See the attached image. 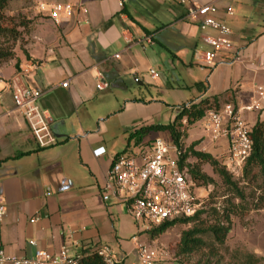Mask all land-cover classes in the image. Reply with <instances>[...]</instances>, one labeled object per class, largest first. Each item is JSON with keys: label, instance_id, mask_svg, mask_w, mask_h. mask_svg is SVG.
Listing matches in <instances>:
<instances>
[{"label": "crops", "instance_id": "0c3cea01", "mask_svg": "<svg viewBox=\"0 0 264 264\" xmlns=\"http://www.w3.org/2000/svg\"><path fill=\"white\" fill-rule=\"evenodd\" d=\"M38 1L70 3L87 12L76 10L59 24L42 16L53 25L50 37L28 59L21 56L0 67V195L6 208L0 219V246L8 256L29 257L36 248L56 254L64 247L76 255L82 245H106L117 264H138L137 256L134 260L129 254L142 244L137 237H132L129 253H120L109 242L112 233L117 234L116 219L128 214L125 204L102 200L112 160L122 153L113 140L126 139L128 148L131 128L156 125L149 122L155 102L135 94L132 87L140 84L152 62H159L158 44L170 51L174 69V61L184 70L199 67V80L180 86L192 91L181 105L223 93L229 99L233 90L245 123L262 121L264 101L260 110L246 108L258 98L259 88L264 91V25L259 32L250 24L235 27L240 18H229L226 8L237 3L248 17L254 14L258 23L264 22V0H189L214 5L213 17L231 30L234 51L218 54L210 67L198 58L207 49L203 33L186 19V6L176 0H124L122 6L116 0ZM162 31H167L163 37ZM156 73L155 79L150 74L149 78L158 83ZM99 77L106 84L104 90L96 88ZM199 82L203 86L197 89L194 84ZM17 85L41 93L38 104L52 119L53 144L40 147L35 141L12 102ZM103 109L109 111L101 113ZM111 117H121L114 133L108 130ZM153 133L144 137V143ZM209 138L202 150L223 159L227 140ZM98 148L104 153L96 157L93 151ZM134 148L128 150L137 154L148 149L135 143ZM32 241L35 246L29 244Z\"/></svg>", "mask_w": 264, "mask_h": 264}, {"label": "built area", "instance_id": "2783aa9c", "mask_svg": "<svg viewBox=\"0 0 264 264\" xmlns=\"http://www.w3.org/2000/svg\"><path fill=\"white\" fill-rule=\"evenodd\" d=\"M116 1L122 6L124 0ZM176 1L186 6V19L196 24L203 33L201 41L207 49L198 53V58L204 66H212L218 54L234 51L229 26L213 17L217 11L214 5H198L189 0ZM36 8L42 16L55 24L71 18L76 10L82 14L87 12L84 7L59 2L38 1ZM226 13L231 16L230 7L226 8ZM209 31L211 34L207 33ZM145 41L150 42L149 38H145ZM234 60H237V57ZM234 60L232 59V62ZM149 74L151 79L157 77L153 69L149 70ZM99 79L96 88L104 90L106 84L102 77ZM62 86L66 87L67 82ZM40 95L38 90L17 85L12 90L11 98L37 144L47 147L54 143L49 128L52 119L39 107ZM257 96L247 110L262 109L264 91L261 88L257 90ZM262 121L264 122V119ZM202 122L204 130L212 140H227L228 146L223 158L227 170L233 174L240 172L251 150L249 126L243 120L240 110L226 103L220 110H207ZM140 146L148 149L137 154L127 149L114 156L107 173V183L103 187L102 200L107 202L113 199L125 204L128 215L135 223L142 222L144 230L149 226L156 227L167 221L193 216L201 209L203 202L202 198L194 194V185L187 171L178 167L180 151L161 137L154 138L149 145ZM103 153V148L93 151L96 157ZM5 212L4 198L0 195V219ZM35 220L33 218L30 222ZM29 244L35 246L33 241ZM136 251L138 264H154L162 254L161 251L150 249L143 244H138ZM96 252L105 264H117L115 254L109 246H99ZM77 259L76 255L70 254L64 247L56 254L36 248L32 256L15 257L8 256L0 246V264H76Z\"/></svg>", "mask_w": 264, "mask_h": 264}, {"label": "rangeland", "instance_id": "374dc122", "mask_svg": "<svg viewBox=\"0 0 264 264\" xmlns=\"http://www.w3.org/2000/svg\"><path fill=\"white\" fill-rule=\"evenodd\" d=\"M37 3L38 0H13L3 13V27L18 33V39L15 42L10 40L9 34L7 37L0 38V44L4 48L12 50L14 54L12 60L25 55L29 56V53L44 44L46 39L50 37L53 25L37 11ZM237 5L235 3L229 6L231 8V17L229 18L235 16V18H240L235 27L250 24L255 26L257 32L263 29L261 27L264 22L258 23L257 17H253L254 14L248 17L249 13L244 12V8ZM245 16L244 20L241 19ZM166 32L162 31L161 36L163 37ZM173 43L175 44L176 41L174 40ZM156 48L159 62H152L150 64L152 68L149 65L146 70L153 69L155 72L160 73L158 83L150 80L148 70L143 72L142 81L139 85L132 87L135 89L131 91L135 90V94L139 93L140 97L145 100H153L155 102L151 109V116H149L150 123L168 124L172 122L170 120L183 105L180 104L181 101H185L192 95L190 89H181L180 86L184 81L189 84V82L199 80L200 71L199 67L195 66L192 69L184 70L175 61L174 65L176 68L174 69L171 64L172 56L170 51L158 44ZM9 62L11 60L0 63V67L9 64ZM164 78H167V80ZM234 92L232 90L231 95L234 94L233 98L235 100ZM107 109H110L109 105ZM107 109H103L100 112L106 113L105 111H109ZM120 119L121 117L119 119L111 117L108 124L110 133H114L119 129ZM244 120L245 122L247 121L246 119ZM143 124L140 123L137 127L145 126ZM182 126L183 137L181 143L183 150H187L190 144L195 143L194 150L205 152L202 150V146H206L207 143L211 142V139L204 130L202 120L196 121L191 126H187L183 120ZM130 131H133V129L131 128ZM153 137L169 139L168 135L163 132L150 134L148 140ZM113 145L125 152L128 142L126 139L121 142L120 137H118L113 140ZM129 148L135 150L134 141L129 144L127 149ZM185 162L191 165L194 164V159L189 157ZM201 170L210 176L214 183L201 187L193 184L194 194L202 198L203 202L202 213L198 218L187 223H176L163 233L152 238L150 236V231L153 229L152 226L144 230L142 222L137 224L128 214L124 213L123 216L116 219L117 234L112 233V239L109 242L120 253H129L134 245L132 237H137L139 242L148 248L161 251V256L154 264H264V206L261 209L253 208L254 201L259 195L258 186L261 180L245 179L242 169L235 174L227 170L243 192L244 200L240 201L220 182L217 175L212 173L208 165H203ZM231 204L235 207L237 206V209L231 216L229 233L224 242L219 244L214 240L209 228L219 222L224 226L226 225L223 220L224 210L229 208ZM187 231L195 232L193 237L200 241V245L189 253L180 252V238L182 233ZM129 254L130 258L136 259L135 250H132Z\"/></svg>", "mask_w": 264, "mask_h": 264}, {"label": "trees", "instance_id": "16d2710c", "mask_svg": "<svg viewBox=\"0 0 264 264\" xmlns=\"http://www.w3.org/2000/svg\"><path fill=\"white\" fill-rule=\"evenodd\" d=\"M13 0H0V38L7 37L10 35V40L14 42L18 39V33L13 30H8V28L3 27V13L7 9L10 2ZM14 54L11 49L4 48L0 44V63L12 60ZM28 59L29 56L25 55ZM18 67V64H16ZM202 83H195L194 87L200 89ZM228 93H223L219 96H213L212 98L201 99L199 101H190L187 104H183L177 114L175 115L172 122L168 124H156L139 126L133 128V131L129 133L128 141L133 140L137 145H149L151 140L144 143L143 139L151 132H163L168 135V142L171 146L176 147L180 151L178 156V167L182 170L185 169L192 183L198 187L208 186L213 184V179L202 172L201 167L203 165H208L213 174L217 175L220 182L232 193V195L239 199L244 200V195L241 188L232 179L231 175L227 171L226 164L223 159L216 158L207 152H202L199 150H194L193 147L195 143L190 144L187 150L182 148V137H183V126L182 121L184 120L187 126H191L196 121L201 120L207 110H220L225 103L231 104L235 109H237L236 102L231 96L229 99L225 98ZM249 137L251 141V150L248 158L245 160L243 165V176L247 180H257L260 179L261 183L258 186L259 195L255 199L253 204L254 209H261L264 206V122L256 120L253 125L249 126ZM23 155V154H20ZM19 155V156H20ZM192 157L194 159V164H186V159ZM254 171H256L254 173ZM237 209L233 204L229 205V208L224 210L223 220L225 226L220 224H215L209 228V231L214 237V240L222 244L231 229V216ZM201 209L197 211L193 216L188 218H178L173 221H167L163 224L153 227L150 231V236L152 238L163 233L169 227L175 225L176 223H187L198 218L201 215ZM194 231H187L182 233L180 238V252L189 253L194 248L200 245V241L194 238ZM99 246L85 244L82 245L78 252L77 263L76 264H105L103 259L97 254L96 250Z\"/></svg>", "mask_w": 264, "mask_h": 264}]
</instances>
